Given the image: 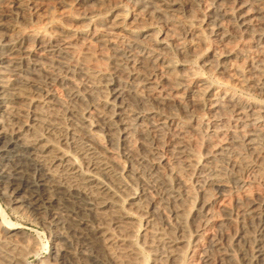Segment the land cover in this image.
<instances>
[{"label": "bare ground", "instance_id": "1", "mask_svg": "<svg viewBox=\"0 0 264 264\" xmlns=\"http://www.w3.org/2000/svg\"><path fill=\"white\" fill-rule=\"evenodd\" d=\"M0 198L34 264H264V0H0Z\"/></svg>", "mask_w": 264, "mask_h": 264}, {"label": "rangeland", "instance_id": "2", "mask_svg": "<svg viewBox=\"0 0 264 264\" xmlns=\"http://www.w3.org/2000/svg\"><path fill=\"white\" fill-rule=\"evenodd\" d=\"M124 8L127 9V7H124ZM129 11H130V9H129ZM153 28L158 34H160L161 31L164 30L162 25H155V26H153ZM204 36H205L204 39L206 41L207 46H210L211 45V37H210V35L205 33ZM172 53H173L174 60L179 62L180 59H179L178 54L175 53L174 50L172 51ZM193 62L195 63V65H194ZM193 62H191L190 65L196 66V64H198L199 61H197V59H196ZM205 76L208 79H212L213 78L212 74H205ZM232 91L236 95L241 96L243 98H248V99H251V100H259V97L257 95H250V94L245 93L244 91L238 90V89H232ZM22 182H24V179H22ZM0 205H1V208L3 209L4 213L6 212L5 215L8 216L7 219L8 220L10 219V221L13 222V223L15 222V224L17 223V225L20 224L19 226H21L23 228L24 232L30 238L31 237L32 238H37V236H38V238H39V239L37 238L38 245H37V249H36L35 253L34 252H27L25 254V256H24L26 263L34 264L37 261V259L40 257V255L42 257V256H45L47 254L48 247H49V240H48V237H47L48 235H47L44 227L42 226V224L40 222V218L37 217L35 219L34 216H32V215L21 213L20 211L14 209L13 207L8 206L5 202H3L1 200V198H0ZM36 253H37V255H36Z\"/></svg>", "mask_w": 264, "mask_h": 264}]
</instances>
